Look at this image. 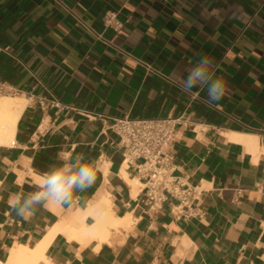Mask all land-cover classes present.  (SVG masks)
Here are the masks:
<instances>
[{
  "label": "crops",
  "instance_id": "obj_1",
  "mask_svg": "<svg viewBox=\"0 0 264 264\" xmlns=\"http://www.w3.org/2000/svg\"><path fill=\"white\" fill-rule=\"evenodd\" d=\"M108 11L129 21L118 37ZM200 55L227 83L212 105L179 87ZM0 79L26 99L0 145V264H264V0H0ZM189 103L172 149L176 175L205 191L203 217L176 219L171 203L155 215L109 126ZM76 154L95 162L96 183L17 216L11 199ZM105 217L125 223L94 234Z\"/></svg>",
  "mask_w": 264,
  "mask_h": 264
},
{
  "label": "built area",
  "instance_id": "obj_2",
  "mask_svg": "<svg viewBox=\"0 0 264 264\" xmlns=\"http://www.w3.org/2000/svg\"><path fill=\"white\" fill-rule=\"evenodd\" d=\"M102 22L104 31L110 30L114 37H118L129 21L120 20L116 11H108ZM96 36L113 46V40L105 39L103 33H96ZM147 68L154 71L150 66ZM18 94L17 88L0 79V97H14ZM192 98H199V92L194 93ZM39 103L43 108L48 105L45 99H40ZM190 106L191 103L176 118H137L125 115L115 118L109 126L120 138L124 165L133 167L142 182L149 213L158 215L166 203H171L170 212L176 219L203 217L200 202L205 191L176 175V153L172 149L176 127ZM93 119L103 120V117L97 115Z\"/></svg>",
  "mask_w": 264,
  "mask_h": 264
},
{
  "label": "clouds",
  "instance_id": "obj_3",
  "mask_svg": "<svg viewBox=\"0 0 264 264\" xmlns=\"http://www.w3.org/2000/svg\"><path fill=\"white\" fill-rule=\"evenodd\" d=\"M199 55V54H198ZM185 95L194 94V90L206 92V102L210 105L219 102L225 95L227 83L217 76L214 62L207 55L200 58L187 69V75L179 85ZM80 154L60 156L49 169L41 175V182L35 191L25 195H15L10 207L15 214L23 218L28 213L45 207L49 202L58 205H69L76 193L85 192L97 181L95 162H86Z\"/></svg>",
  "mask_w": 264,
  "mask_h": 264
},
{
  "label": "bare ground",
  "instance_id": "obj_4",
  "mask_svg": "<svg viewBox=\"0 0 264 264\" xmlns=\"http://www.w3.org/2000/svg\"><path fill=\"white\" fill-rule=\"evenodd\" d=\"M25 105H26L25 98L6 97V96L0 98V145H9L13 142L16 124ZM102 220L106 222L102 223V221H99L98 222L99 224L96 223L97 227H96V231H94V234H102L104 231L107 230L108 226H116L125 223L124 220H119V221L117 220V222H113L114 220L112 221L111 218L106 220V217L105 219ZM75 230L77 229H74V231ZM81 230L79 229L77 231H81ZM74 233H76L77 235L76 231ZM30 253H32L31 250L26 248L23 249L21 252L16 253L15 257L26 259Z\"/></svg>",
  "mask_w": 264,
  "mask_h": 264
},
{
  "label": "rangeland",
  "instance_id": "obj_5",
  "mask_svg": "<svg viewBox=\"0 0 264 264\" xmlns=\"http://www.w3.org/2000/svg\"><path fill=\"white\" fill-rule=\"evenodd\" d=\"M6 97H10V96H6ZM1 98V97H0Z\"/></svg>",
  "mask_w": 264,
  "mask_h": 264
}]
</instances>
